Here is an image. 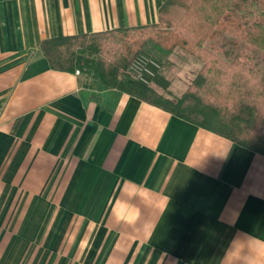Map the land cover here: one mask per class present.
Listing matches in <instances>:
<instances>
[{
	"label": "crops",
	"instance_id": "crops-1",
	"mask_svg": "<svg viewBox=\"0 0 264 264\" xmlns=\"http://www.w3.org/2000/svg\"><path fill=\"white\" fill-rule=\"evenodd\" d=\"M164 1L0 0V264H264V155L40 49Z\"/></svg>",
	"mask_w": 264,
	"mask_h": 264
},
{
	"label": "trees",
	"instance_id": "trees-1",
	"mask_svg": "<svg viewBox=\"0 0 264 264\" xmlns=\"http://www.w3.org/2000/svg\"><path fill=\"white\" fill-rule=\"evenodd\" d=\"M201 61L180 97L124 74L148 43ZM51 68L93 69L106 85L264 155V0H165L154 24L42 40Z\"/></svg>",
	"mask_w": 264,
	"mask_h": 264
},
{
	"label": "rangeland",
	"instance_id": "rangeland-1",
	"mask_svg": "<svg viewBox=\"0 0 264 264\" xmlns=\"http://www.w3.org/2000/svg\"><path fill=\"white\" fill-rule=\"evenodd\" d=\"M156 45L158 44L150 42L144 46L143 52H140L154 57L161 66L150 86L153 88V85L157 84L159 86L158 89L156 88L157 92L168 97H180L189 86L194 73L201 68L202 63L179 46L166 49L158 45L168 51L160 58L153 51Z\"/></svg>",
	"mask_w": 264,
	"mask_h": 264
},
{
	"label": "built area",
	"instance_id": "built-area-1",
	"mask_svg": "<svg viewBox=\"0 0 264 264\" xmlns=\"http://www.w3.org/2000/svg\"><path fill=\"white\" fill-rule=\"evenodd\" d=\"M161 66L154 57L140 53L136 55L124 70V74L144 85H150L156 77ZM79 72L78 69L75 70Z\"/></svg>",
	"mask_w": 264,
	"mask_h": 264
}]
</instances>
